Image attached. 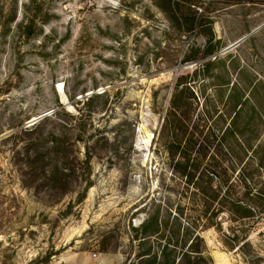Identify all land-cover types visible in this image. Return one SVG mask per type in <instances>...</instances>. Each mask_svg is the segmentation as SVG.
I'll return each mask as SVG.
<instances>
[{
	"label": "rangeland",
	"instance_id": "rangeland-1",
	"mask_svg": "<svg viewBox=\"0 0 264 264\" xmlns=\"http://www.w3.org/2000/svg\"><path fill=\"white\" fill-rule=\"evenodd\" d=\"M176 1L186 13L205 12L221 50L262 26L252 34L258 56L246 39L219 55L238 56L264 79V0ZM158 5L165 6L161 0H0V264H124L141 250L133 228L150 215L157 213L163 241L178 226L190 225L192 196L175 172L183 171L186 160L170 152L162 132L182 75L190 83L185 93L193 97L188 133L196 141L186 170L214 171L207 167L214 157L216 171L249 172L246 185L252 192L261 188L256 171L262 170L247 147L232 142L215 156L217 139L211 145L204 139L209 127L215 135L225 128L220 119L205 118L206 108L225 110L216 101L215 84L223 82L195 75L198 62H182L204 40L179 36ZM232 68L223 78L229 83L224 97L237 80ZM103 93L87 116L86 99ZM65 113L85 116L78 124ZM51 115L58 121L45 123L40 132L62 139L68 164L42 139L38 150L44 159L36 161L34 148L24 150L29 135L2 140ZM260 137L264 141V132ZM55 165L64 171L49 181L46 173ZM40 166L46 171H35ZM199 234L213 264H245L223 247L214 229ZM249 241L264 255V216ZM158 243L151 240L155 249Z\"/></svg>",
	"mask_w": 264,
	"mask_h": 264
},
{
	"label": "trees",
	"instance_id": "trees-1",
	"mask_svg": "<svg viewBox=\"0 0 264 264\" xmlns=\"http://www.w3.org/2000/svg\"><path fill=\"white\" fill-rule=\"evenodd\" d=\"M161 1L164 2L165 6L158 5L159 8L179 36L195 35L204 40L201 47L192 48L190 55L186 56L182 62H198L194 70L195 75L201 73L203 78L223 82L222 84H215L218 89L216 101L223 103L225 110L217 112L216 108L213 107V113L206 108L205 118L208 120L220 119L226 125L224 129L219 130V135L213 134L209 127L204 139L210 145L212 141L217 139L219 151L215 153V156L220 155L225 144L230 148L232 142L241 150L247 147L252 153V159H256L258 169L262 170L256 171L261 177L262 185L260 189L252 192V189L245 182L251 173L238 171L237 175L234 176L237 171H216L218 162L214 160V157L207 164V167L214 171L186 170L189 155L192 153L193 144L196 141L192 142V137L188 133L190 121L188 109L192 106L189 101L192 94L189 93L191 97H188L185 92L188 91L190 83L182 82L185 76H180L173 86L162 132L169 138L168 149L170 152L173 154L180 153L181 157L186 160L185 166H182L183 171L175 172L185 180L183 182L184 188L192 196L191 205L194 207L195 217L192 218L190 225L187 223L186 227L181 229L178 226L177 230H172L170 239L163 241L161 240L163 239L161 236L162 227L158 223V215L157 213L150 215L139 224L138 228H133L139 234H135L132 238L138 242L141 250L135 255V261H128L124 264H213L207 253L205 242L199 234V231L210 228L220 235V242L223 247L230 252L238 253L245 264L264 263V255L258 252L249 241L250 232L264 216V141L260 139L261 133L264 132V79L259 77V73L253 74L248 67L242 66L238 56L232 53H227L224 57L219 55L223 47L222 42L215 36L211 26L212 22L205 15V12L201 14H197L195 11L186 13L179 9L176 0ZM256 38V34L252 35L246 39L245 43L250 45L254 54L258 56L257 49L252 45ZM238 50L240 49L238 48ZM229 58L232 59L226 65ZM260 61L264 63V59H260ZM229 64L231 68L233 66V71H236L237 80L232 83L226 97H224L222 88H226L229 83H226L223 78L228 75ZM214 69H218L220 73L213 75V72H216L213 71ZM101 95L104 93L93 94L86 99L84 105L87 108V116L92 114L91 104ZM80 114L84 113L78 114L79 119L75 115H68L77 120L79 124L85 116ZM52 120L58 121L54 115L44 117L34 126L30 128L21 127L2 140L17 139L22 135H29L31 138L26 139L24 150L34 148L33 160L36 161L44 159V154L38 150V139H42L50 144L51 153L56 157L58 156L59 161L67 162L68 151L62 139L54 135H43L40 132L45 123ZM59 125L62 129L67 126L64 123ZM38 133H40L38 138L33 139L32 136L38 135ZM197 135L199 136V134ZM26 153L25 155L28 156V151ZM85 157V165L88 166V161L91 158L89 151L85 152ZM63 165L65 166L64 163ZM44 167L40 166V169L38 170V167L35 171H46ZM190 168L195 169V165L190 166ZM59 171L64 170L55 165L54 168L47 171L46 178L49 181H56ZM238 188L243 189V192L238 191ZM87 190L88 187L83 190L80 198L85 197ZM222 219L224 221H221ZM224 223L226 224L225 227ZM152 239L160 242L156 249L151 246Z\"/></svg>",
	"mask_w": 264,
	"mask_h": 264
},
{
	"label": "water",
	"instance_id": "water-1",
	"mask_svg": "<svg viewBox=\"0 0 264 264\" xmlns=\"http://www.w3.org/2000/svg\"><path fill=\"white\" fill-rule=\"evenodd\" d=\"M262 26L252 30L250 33H248L247 35H244L243 37L239 38L237 41H235L234 43H232L231 45H229L228 47H226L225 49L221 50L219 52V54H223L225 52H228L230 50H232L233 48L237 47L240 43H242L245 39H247L250 35H252L253 33H255L256 31H258ZM40 119V118H38ZM38 119H35L33 121H31L30 123H33L35 121H37Z\"/></svg>",
	"mask_w": 264,
	"mask_h": 264
},
{
	"label": "built area",
	"instance_id": "built-area-1",
	"mask_svg": "<svg viewBox=\"0 0 264 264\" xmlns=\"http://www.w3.org/2000/svg\"><path fill=\"white\" fill-rule=\"evenodd\" d=\"M92 256L95 258L96 255H92Z\"/></svg>",
	"mask_w": 264,
	"mask_h": 264
}]
</instances>
